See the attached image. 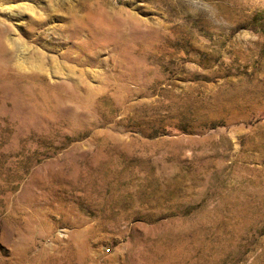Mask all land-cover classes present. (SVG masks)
<instances>
[{"label": "rangeland", "instance_id": "rangeland-1", "mask_svg": "<svg viewBox=\"0 0 264 264\" xmlns=\"http://www.w3.org/2000/svg\"><path fill=\"white\" fill-rule=\"evenodd\" d=\"M0 264H264V0H0Z\"/></svg>", "mask_w": 264, "mask_h": 264}, {"label": "bare ground", "instance_id": "bare-ground-1", "mask_svg": "<svg viewBox=\"0 0 264 264\" xmlns=\"http://www.w3.org/2000/svg\"><path fill=\"white\" fill-rule=\"evenodd\" d=\"M85 16H86V15H85ZM92 16H93V15H92ZM90 18H91V17H90ZM87 19H88V18H87ZM87 19H86V20H87ZM82 22H83V21H82ZM82 22H81V24H80L81 27L83 26L84 23H86V21H85L83 24H82ZM87 22H89V21H87ZM89 24H90V23H89ZM87 26H88V25H87ZM82 28H83V27H82ZM78 29H79V28H78ZM89 29H90V28H89ZM93 34H94V33H93Z\"/></svg>", "mask_w": 264, "mask_h": 264}]
</instances>
